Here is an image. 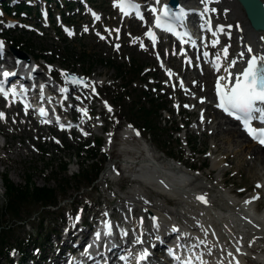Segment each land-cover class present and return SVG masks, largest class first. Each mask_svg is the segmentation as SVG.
Segmentation results:
<instances>
[{
  "label": "rangeland",
  "instance_id": "374dc122",
  "mask_svg": "<svg viewBox=\"0 0 264 264\" xmlns=\"http://www.w3.org/2000/svg\"><path fill=\"white\" fill-rule=\"evenodd\" d=\"M4 1L0 0V5ZM190 1L192 3L195 0ZM42 2L38 7H31L32 12L19 19L5 16L0 11V38L8 51L11 52V48L14 47L28 57L36 59V65L40 66V70L49 79H51L50 71L59 83L68 82L71 78L77 80L81 78V83L94 93V96H88L87 99L93 101L91 104L94 107L93 123H95L93 128H89V137H84L83 132L60 133L54 129L38 131L32 121H26L24 117L17 119V111L13 112L11 120L6 125V120L0 119V208L5 210L6 206V187L2 180L4 174L17 186L24 187L27 180L31 179L32 185L54 187L57 190V199L61 202L58 209L47 210L44 213V210L32 205L22 213V222L17 223L10 220L9 216L6 217L10 220L6 222V226L14 230L11 235V248H22L28 244V241L32 242L38 236H43L45 239L53 240V247H50V240L43 241L47 244L46 251L51 255L57 250L55 247L57 232L60 231V235L64 234L63 229L60 230L62 224L71 225L77 211L84 209L86 220L90 222L91 214L99 211L106 213L105 209H107L108 213L115 214V221L121 224L120 222H124V216L130 213L127 206L134 203L132 196L138 189L143 192L137 193H141L149 202L168 203L170 207L169 198L142 183L134 182L135 176L124 168L125 155L120 151L122 145L120 135L123 127L132 125L141 136L140 139L147 141L156 155L162 158L160 163L172 165L176 164L178 159L181 162L187 161L188 165L192 164L195 168L192 171L187 170L188 172L214 184L218 172L211 169L212 141L216 140L214 146L218 148L217 153H225L229 145L228 142H224L227 134L222 132L227 133L229 132L227 129L234 126L218 121L214 114V125L221 122L225 125H221L211 136L212 130L203 123L202 118V112L206 111L205 102L195 109L196 112L194 105L188 101L178 102L179 91L171 88L168 75L159 67L153 51L146 44L137 45L133 42L132 36L144 37V29L135 27L131 21L123 23L116 12L114 0H93L88 4L86 0L83 2L78 0V3L73 1L74 5L71 8L63 5L62 0H51L48 5L44 0ZM45 6L52 12L51 22L45 21L39 15ZM94 6L98 7L103 17L102 22L96 23L90 16L89 11ZM10 22L16 24L14 30L7 29ZM64 25L69 26L74 34L63 35L61 32ZM121 25L126 33L121 38H109V31L116 32L117 36L121 33L118 29ZM102 34L107 40L101 39ZM27 40L31 43H27ZM66 46L74 55H66ZM166 49L163 50L162 47L160 52H166ZM175 53L179 51H171L172 55ZM163 57L165 59V55ZM174 62L178 64V67L172 65L174 71L182 74V57H178ZM119 66L125 68L123 75L118 74ZM144 67V73L138 74V70ZM196 72L200 74V71ZM95 80H101L102 83ZM190 82L192 86L196 85L195 79L190 78ZM210 82L214 96V78ZM200 89L204 91L206 86L202 85ZM200 89L197 88V92ZM95 96L99 99H95ZM207 96L211 98L210 89L207 91ZM206 99L205 96L203 100ZM157 104L166 107L158 114L152 113L148 119L149 123L146 117L150 112L146 115L141 110L155 111ZM109 108L111 111L108 110ZM179 109L182 111L179 112ZM66 110L71 115L68 107ZM86 117L88 118V115ZM77 118L80 124L84 123V119L79 115ZM19 122L28 124V133L26 131L25 134L21 133L19 128L16 129L11 124ZM102 125L104 129H101ZM185 125H187L186 130L190 132L189 144L184 141L187 132L183 131ZM31 126H33L32 130H30ZM3 127L6 129L3 130ZM198 127L206 128V134L202 135ZM179 130L181 131L176 133ZM109 133L114 135V147L111 150L106 148V136ZM4 142L7 143L5 149L2 148ZM90 152L97 154L96 160H91ZM250 154L254 155L241 153L239 148H235L231 154L227 153L225 161L234 164L231 156L234 155L237 159L235 164L238 162L240 164V170L229 165L231 172L227 178L228 186L236 193L242 192V196H251L257 191L260 192L257 187L258 173L260 171L264 174V165L257 168V162H260L258 157L263 155L255 154L254 160L248 162ZM170 155L174 159L168 158ZM130 157L135 156L130 155ZM239 157L247 160L241 162ZM85 162L89 164L84 169L86 172L82 170ZM63 166H66L67 172ZM93 166L97 168L96 171L101 168L102 172L92 187L87 188L88 180L96 173L93 172ZM112 166L119 170V173L115 172L113 177L107 171ZM209 173L212 174L211 181L204 178V175ZM136 207L138 211L133 216L140 218L142 204L134 203L132 208ZM42 219L45 220L44 224L40 222ZM179 224L185 226L182 220H179ZM124 228L126 229L125 226ZM20 243L22 244L19 245ZM10 257H18V254L15 253ZM1 260L3 258H0V262ZM38 260L41 263L44 261ZM3 263L8 264L9 260Z\"/></svg>",
  "mask_w": 264,
  "mask_h": 264
},
{
  "label": "bare ground",
  "instance_id": "6f19581e",
  "mask_svg": "<svg viewBox=\"0 0 264 264\" xmlns=\"http://www.w3.org/2000/svg\"><path fill=\"white\" fill-rule=\"evenodd\" d=\"M5 1L21 3L19 0ZM27 1L31 2L35 7L41 4L40 0ZM92 1L93 0H89V2ZM188 2L193 8H195L196 5H200L201 7L198 9L202 11H204L206 5L210 10L217 9L218 13L214 16L217 20H220L218 24L226 25L224 32H219L215 37L209 38V40L219 41L213 48H220L218 54H221V64L226 66L229 61L236 59L238 63L232 71L236 72L242 69L245 66V61L249 58V54L247 53L248 47L253 49V55H264V32L259 33L251 29L246 19L245 12L237 0H206V3H202L201 0H196L195 3H191L190 0H181V4L183 5H187ZM262 2L264 3V0H262ZM151 3L154 5L156 0H151ZM42 12L44 15L47 14L45 7L42 8ZM148 12H151L150 8ZM229 25L232 26V29H228ZM118 29L121 31L119 36H117L116 32L113 33L109 31L108 37L121 38L122 35L126 33L122 25ZM116 30L117 29H115V31ZM228 35H231V37H228ZM132 37H134L133 42L135 44H139L140 42L143 44L146 43L145 36L144 38L139 36ZM105 40H107V37ZM225 46L228 47L227 60L222 56V49ZM0 51L5 53L6 50L0 49ZM240 52H245L243 59L239 57ZM164 55L165 59H163L166 63V71L171 73L169 77L178 79L172 67V65L178 67V64L174 62V60L178 58L177 53L172 55L171 52L166 51ZM26 57L27 58L22 59V63L24 65H29L28 69L34 68L37 73L44 75L39 68L40 66H35L34 59L28 56ZM184 58H187V56H183V59ZM0 60H2V54H0ZM3 60L5 62L7 61L6 59ZM198 65H201V63L198 62ZM10 67L11 66L7 69L9 70ZM202 68V66H197V70ZM20 70L24 71L25 67L23 66ZM197 70L182 68V75L180 77L186 81V85L185 88L181 87L178 92V102L188 101L191 105H194V111L201 105V100L205 102L206 111L202 112V118L203 123L208 125L212 130L211 136L214 135L215 131L221 125H225L224 123H229L234 126V128L227 129L229 132H222L223 134H227L224 142H228L229 145L225 153H217L218 148L214 146L216 140L212 137L214 142L212 141L213 150L210 154L212 157L211 169L212 171L218 172L215 183L210 184L200 179L195 174L188 172L187 170L193 169V165H188L187 161L181 162L180 160L179 163L181 164L179 165L180 167L186 168L185 170L181 168L179 173L171 172L170 166L172 165L160 163L159 161L162 158L156 155L150 148L149 143L140 139L141 136L136 133V130L131 125H126L120 135L122 139L120 151L125 155L123 161L124 168L128 169V172L135 176V182H145V184L153 188L155 192L169 198L170 207H168V203L162 204L159 201L149 202L141 193H137L143 192L138 189L132 196V199L135 203L142 204L140 211L141 217H133L136 208H132V204H129L130 213L123 218L124 222L127 223L126 230L121 225L116 226L115 229L119 234L121 233L126 237L129 236L131 239L136 237L137 241L141 240L142 242H146L149 246L154 244L155 249L160 252L178 248V241H176L175 244H170L172 235H174L173 231H176V237H186L189 242L186 244L187 248H192V245H197L199 247L197 252L200 253L201 250L206 252V255L202 257V259H207L206 264H237V262L238 264H264V174L260 171L258 173V185L261 186L258 187L260 192L257 191L255 195L247 196L242 201H238L237 198H241L242 192L236 193L232 190L228 186L227 177L231 172L229 165H232V168L240 170V164L239 162L235 164L237 159L234 155H231L234 164L233 162H225L227 153L231 154L235 148H239L241 153L246 152L248 154L263 155V157H258L260 160V162H257L258 168V166L264 165V149L250 141L236 122L218 113V108L214 106L213 103H216L215 92L213 96L210 80L214 78L215 91L217 77L224 74L223 68L220 72H216L214 68H208L204 75L197 74ZM190 78L195 79V86L191 85ZM49 81L51 89L57 91L58 84H54L51 80ZM95 81L102 83L101 80ZM68 85L72 90H76L79 93L80 101L87 105V108H89L88 112L91 115V113L94 112V107L91 104L93 101L87 99L88 96L92 95L87 86L79 81L73 82V78L68 81ZM202 85L206 86L204 91L200 89ZM197 88L200 89L199 92H197ZM209 89L211 91V98L207 96V91ZM181 96H183V98L180 99ZM205 96L207 99L204 101L203 98H205ZM192 102H194V104ZM69 107L71 108L72 115L77 116L74 110V108L77 107L76 103H70ZM181 111L182 110L179 109V112ZM67 112V110L64 111L65 114H67ZM214 114H216L218 121H223L224 123L221 122L214 125ZM81 115L84 116L83 113ZM92 118L93 116L91 115V120H86L85 122V127L87 129L93 128L95 122L93 123ZM11 124L14 128H19L21 133L25 134V131L28 133V124H24V122ZM35 128L37 127L35 126ZM5 129L6 127H3V130ZM32 129L33 126L30 127V130ZM101 129H104L103 125ZM197 129L202 135L206 134V128L198 127ZM231 129L233 130L231 131ZM189 133L190 132L187 131L184 137V141L188 142V144L190 141ZM113 140V133H109L106 136V148L109 150L114 147ZM130 155H134L135 157H130ZM254 155H248V160L244 157H242V159L239 157V159L241 162H245V160L250 162L254 160ZM244 156L246 157V154ZM107 171L111 173V177L114 176L115 172L119 173V170L116 168L114 169V167H109ZM204 178L211 181L212 174L209 173L208 175H204ZM201 196L207 201L206 203L198 199V197ZM254 197L258 198L254 199ZM246 201H250V203H246ZM254 208H256L255 213L253 211ZM83 218V228L80 231H78V228L81 226H78L75 230L71 228L65 235H60V231L57 232L61 240V247L56 250L52 260L48 264H60L65 258V251L67 248L78 250L81 243L85 242L90 237V227L87 228L85 226L88 224L86 221L87 215H83ZM100 218V211L94 213V220L97 219L99 222ZM178 219L182 220L185 226H176L175 223ZM64 224L66 223L62 225ZM61 229L62 227L60 230ZM101 234L104 235V239L107 238V235H110L106 230L101 231ZM106 241L109 242L108 240ZM201 241H204V243H201ZM144 248H146V246L142 249ZM237 249H239V251H237ZM229 253H231V255H229ZM42 255L44 259L51 257L49 251L43 252ZM84 260H87V258H84Z\"/></svg>",
  "mask_w": 264,
  "mask_h": 264
},
{
  "label": "snow or ice",
  "instance_id": "6c2138e0",
  "mask_svg": "<svg viewBox=\"0 0 264 264\" xmlns=\"http://www.w3.org/2000/svg\"><path fill=\"white\" fill-rule=\"evenodd\" d=\"M161 0H156L157 4H160ZM202 3H206V0H201ZM120 8V11L127 15L125 4L122 0V2L118 5ZM151 11L155 17V28H163L165 31L173 32L174 29L167 23V18H171L174 14L171 12V10L168 8L167 5H164L159 11L157 8L153 7L151 8ZM209 11V8L207 5L205 6L204 13H207ZM211 11H215V9H211ZM204 13H201L203 16ZM95 16V13H93ZM184 15L183 9H181L180 16L176 17L177 19H182ZM96 19H99V16H95ZM140 19H143L142 16L139 17ZM210 25V21L207 22ZM231 27V26H229ZM211 30V29H209ZM119 31L118 29L116 30ZM220 32H224V28H219ZM71 35V33H69ZM146 35L152 40L153 45L156 43V37L155 34L150 29ZM187 35V33H185ZM216 33L213 32V36H215ZM102 39L104 37H101ZM187 42V41H184ZM213 47H215L219 41L213 40L212 42ZM143 47V45H141ZM4 44L3 41H0V49H3ZM118 47V46H117ZM247 53L249 54V58L245 61V66L236 71L233 72L232 69L236 67L238 60L233 59L228 62V64L225 66L220 63L221 60V54L216 55V61L214 62V69L216 72H220L223 68L222 75H219L216 80L215 90H216V96L218 98V103L216 104V107L222 109L226 114L230 116H234L237 120L241 119V115L245 117L243 120V124L245 127V130L248 132V134L255 140H257L261 145H264V130H261L257 132L255 129H253L249 123L248 118L250 114L253 111H264L256 108L257 104H264V55H253V49L251 47L247 48ZM203 55L207 57L209 55L208 52H204ZM222 55L225 60L228 59V47L225 46L222 49ZM245 56V52H240L239 57L240 59H243ZM191 63V61H189ZM163 66V65H162ZM2 75L6 78L9 76L14 75V73H10L7 71H4ZM66 75V74H65ZM171 75V73H169ZM73 82H78L73 78ZM82 82V81H79ZM180 87H183V82H181ZM43 91V85L41 86V92ZM63 92L64 89H61ZM0 93H3L5 98H7L8 93L4 90L3 87H0ZM13 94H15V89H13ZM41 99H43V96L41 95ZM50 102V98H49ZM201 102H203L201 100ZM29 105L25 104V110L27 111V108ZM185 107H188V105H185ZM111 111V108L108 109ZM83 114L87 116V111L82 110ZM47 110L44 108L39 109V115L42 117L47 116ZM5 116L2 112H0V119H4ZM59 118H57V121ZM44 123H50L48 120H44ZM61 129L64 128V125H60ZM84 135H88V133H83ZM139 134V133H137ZM58 143V141H57ZM257 187H261L260 185H257ZM258 197H254V199H257ZM202 202H207L203 196L198 197ZM246 203H250V201H246ZM79 219V217H77ZM109 229V234L111 230V225H106ZM97 239L100 237V233L96 234ZM201 243H204V241H201ZM239 251V249H237ZM148 253L147 251L143 252L139 260H144L147 257ZM231 255V253H229ZM177 260H179V257H176ZM196 260L200 262V264H205V262L201 259L200 256H196ZM183 264H192L191 257L183 262ZM238 264V262H237Z\"/></svg>",
  "mask_w": 264,
  "mask_h": 264
},
{
  "label": "trees",
  "instance_id": "16d2710c",
  "mask_svg": "<svg viewBox=\"0 0 264 264\" xmlns=\"http://www.w3.org/2000/svg\"><path fill=\"white\" fill-rule=\"evenodd\" d=\"M3 8L6 11V14L9 16L17 15L16 17L20 16V13L14 14V10L8 5L4 4ZM27 9L25 6L19 8L18 10L24 11ZM27 43H31L30 40H27ZM27 45V44H26ZM67 54L66 55H74V53L70 50L68 46L65 47ZM118 74L123 75L125 72V68L123 66H119L117 68ZM138 74H143V68H140L138 70ZM166 105L163 104H157L155 105V111L154 110H144V114L146 115L150 114L146 117V121L150 123L148 120L152 113L158 114L160 111L165 109ZM156 124V123H155ZM91 153V152H90ZM91 160L97 159V154L91 153ZM89 164L86 162L83 165L84 170ZM94 168V166H93ZM63 169L67 172L66 166H63ZM97 168L93 169V172L95 171V175L88 180V183L86 187H91V185L94 183V181L98 178L100 174V168L96 171ZM85 171V170H84ZM86 172V171H85ZM84 172V173H85ZM65 175V174H64ZM79 177V176H77ZM88 179V178H86ZM4 183L6 187V206L5 210L0 208V258L8 257V251L11 248L10 245H12V238L11 235L14 233V230L10 226H6V222L13 220L18 222H22V213L26 210L28 206H38L40 209L44 210V213L48 210L56 209L59 206V202L57 199V190L54 187L50 186H37L32 185V180L28 179L26 186H17L15 185L10 179H8L7 175L4 176ZM61 187V184L59 185ZM7 216L10 217L6 218ZM42 224L45 223V220L42 219L40 221ZM37 240L35 239L34 242ZM20 243L19 245H21ZM26 244V243H23ZM26 247L27 250L30 248V241H28V244H26L24 247H22V250H24ZM1 264V262H0Z\"/></svg>",
  "mask_w": 264,
  "mask_h": 264
},
{
  "label": "water",
  "instance_id": "95a60500",
  "mask_svg": "<svg viewBox=\"0 0 264 264\" xmlns=\"http://www.w3.org/2000/svg\"><path fill=\"white\" fill-rule=\"evenodd\" d=\"M243 8L251 28L256 32H264V3L261 0H237ZM170 6L177 9L179 0H170ZM18 57H26L23 52L14 50Z\"/></svg>",
  "mask_w": 264,
  "mask_h": 264
}]
</instances>
